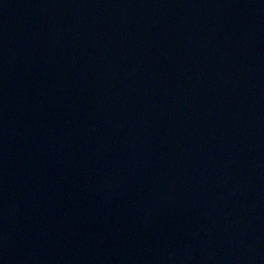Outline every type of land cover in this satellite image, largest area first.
<instances>
[{
    "label": "water",
    "instance_id": "95a60500",
    "mask_svg": "<svg viewBox=\"0 0 264 264\" xmlns=\"http://www.w3.org/2000/svg\"><path fill=\"white\" fill-rule=\"evenodd\" d=\"M0 264H264V0H0Z\"/></svg>",
    "mask_w": 264,
    "mask_h": 264
}]
</instances>
